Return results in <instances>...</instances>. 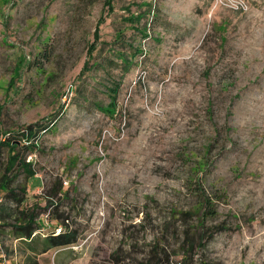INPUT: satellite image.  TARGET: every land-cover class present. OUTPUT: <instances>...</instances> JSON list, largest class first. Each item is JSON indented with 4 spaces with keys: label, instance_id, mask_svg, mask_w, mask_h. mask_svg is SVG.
I'll return each instance as SVG.
<instances>
[{
    "label": "rangeland",
    "instance_id": "rangeland-1",
    "mask_svg": "<svg viewBox=\"0 0 264 264\" xmlns=\"http://www.w3.org/2000/svg\"><path fill=\"white\" fill-rule=\"evenodd\" d=\"M111 1L0 0V140L52 120L26 155L27 203L61 181L79 232L37 263L264 264V0ZM146 3L155 18L127 20ZM131 48L127 68L114 52ZM188 180L215 217L197 214Z\"/></svg>",
    "mask_w": 264,
    "mask_h": 264
},
{
    "label": "trees",
    "instance_id": "trees-1",
    "mask_svg": "<svg viewBox=\"0 0 264 264\" xmlns=\"http://www.w3.org/2000/svg\"><path fill=\"white\" fill-rule=\"evenodd\" d=\"M86 1L92 4L95 0ZM105 5L108 7L107 12L110 13L112 1L105 0ZM144 6L146 10L143 13L135 16L132 14L127 20L130 22L139 21L142 17L150 14L155 18V14L152 12V4L146 3ZM103 21L102 17L95 27L94 42L88 48V59L93 57L96 50V43L99 40V26ZM140 33L145 39L149 37L147 25ZM117 35L120 37L122 33ZM115 42L119 43L120 40L116 39ZM131 50L130 57L121 51L114 52L120 61V65L128 68L131 64L128 59L142 53L138 48H131ZM41 55L43 58L48 56L46 51H43ZM96 66L97 64L93 63L88 67L87 61L81 73L94 69ZM119 85V83L112 82L110 87L105 88L109 103L105 107L99 108L101 112L110 117L114 116L116 112V95ZM53 125L52 120L50 123L29 124L15 132H4L3 138L0 140V239L11 238L24 244V249L32 254L26 258L25 264H38L37 257L51 250L62 252L71 250L68 248L76 244L79 239L78 230L71 227L68 215L61 211L63 203L68 198V190L64 189L61 181L44 189L42 196L32 194V199L36 200L30 205L27 203V183L30 178L36 177V174L33 164L26 159V155L33 156L36 153L41 134L50 130ZM20 173L26 178L25 186L18 185ZM188 181L190 184L192 183V180ZM188 189L192 190V195L199 204L197 214L207 220L215 217L216 212L211 207V199L202 185L193 181V184L188 185ZM39 198L45 203L43 208H40V202L37 201ZM57 229H60L58 234L56 233ZM55 259L57 260V258Z\"/></svg>",
    "mask_w": 264,
    "mask_h": 264
},
{
    "label": "crops",
    "instance_id": "crops-1",
    "mask_svg": "<svg viewBox=\"0 0 264 264\" xmlns=\"http://www.w3.org/2000/svg\"><path fill=\"white\" fill-rule=\"evenodd\" d=\"M17 241L16 240H13V242H12V247L13 248H6V253H7V255H8V264H15L14 263V260H15V258H16V250H15V244L14 243H16ZM11 252H12V254H11ZM25 258H24V264H25V261H26V258H29V256L30 255H32L29 251H27V250H25ZM47 254V253H46ZM42 255H44V254H42ZM41 256V255H40ZM13 262V263H12Z\"/></svg>",
    "mask_w": 264,
    "mask_h": 264
},
{
    "label": "built area",
    "instance_id": "built-area-1",
    "mask_svg": "<svg viewBox=\"0 0 264 264\" xmlns=\"http://www.w3.org/2000/svg\"><path fill=\"white\" fill-rule=\"evenodd\" d=\"M59 232L60 229H57L56 233L58 234ZM5 242L3 241V239H0V264H8V255L6 253L7 246Z\"/></svg>",
    "mask_w": 264,
    "mask_h": 264
}]
</instances>
